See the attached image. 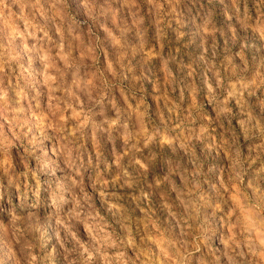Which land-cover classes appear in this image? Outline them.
<instances>
[{
  "label": "clouds",
  "instance_id": "obj_1",
  "mask_svg": "<svg viewBox=\"0 0 264 264\" xmlns=\"http://www.w3.org/2000/svg\"><path fill=\"white\" fill-rule=\"evenodd\" d=\"M0 264H264V0H0Z\"/></svg>",
  "mask_w": 264,
  "mask_h": 264
}]
</instances>
